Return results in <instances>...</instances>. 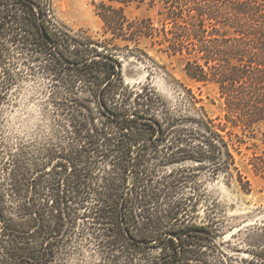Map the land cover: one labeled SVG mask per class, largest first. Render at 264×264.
Here are the masks:
<instances>
[{"label": "trees", "instance_id": "trees-1", "mask_svg": "<svg viewBox=\"0 0 264 264\" xmlns=\"http://www.w3.org/2000/svg\"><path fill=\"white\" fill-rule=\"evenodd\" d=\"M52 4L0 0V93L26 65L58 120L43 148L0 155V264H61L93 238L104 264H230L209 251L218 229L193 218L183 175L162 168L196 161L250 192L235 154L249 142L264 176V0H101L104 39L62 25ZM130 4L155 15L131 18ZM143 41L215 83L224 113L191 94L185 119L149 84H127L118 50Z\"/></svg>", "mask_w": 264, "mask_h": 264}, {"label": "rangeland", "instance_id": "rangeland-1", "mask_svg": "<svg viewBox=\"0 0 264 264\" xmlns=\"http://www.w3.org/2000/svg\"><path fill=\"white\" fill-rule=\"evenodd\" d=\"M100 1L53 0L52 8L62 25L76 33L104 39L103 22L95 6ZM125 10L131 18L155 15L154 10L135 4L126 5ZM158 47L147 41L129 48L121 46L118 56L126 83L132 86L149 84L179 117L187 119L196 114V110L189 109L188 96L191 94L201 100L197 107L204 104L211 117L222 115L224 105L217 85L190 78L180 55L168 54ZM20 67V84L0 93V155L16 152L19 147L43 148L51 141L49 137H54V124L58 121L54 118L53 107L46 101L47 80L31 75L26 65ZM235 142L238 146L237 139ZM249 144H240L241 152L235 154L240 171L251 183L250 192H246L235 178L223 172L216 174L207 164L187 160L162 168L163 173L176 171L183 175L184 192L186 195L192 193L193 201L198 203L193 218L218 229V237L209 251L223 253L230 264H263L257 255H264V176L257 175L249 163L253 155V150L247 148ZM94 241L93 238L80 244L79 239L78 249L64 253L61 264H104Z\"/></svg>", "mask_w": 264, "mask_h": 264}]
</instances>
